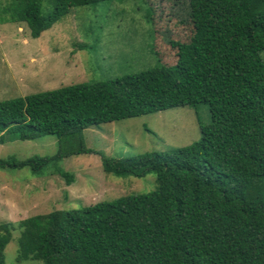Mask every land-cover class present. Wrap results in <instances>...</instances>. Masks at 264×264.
I'll use <instances>...</instances> for the list:
<instances>
[{"label": "trees", "instance_id": "1", "mask_svg": "<svg viewBox=\"0 0 264 264\" xmlns=\"http://www.w3.org/2000/svg\"><path fill=\"white\" fill-rule=\"evenodd\" d=\"M10 1L0 22L25 24L32 38L53 21L55 10L43 13L42 0ZM108 1L51 0L55 9ZM187 1L196 61L0 101V145L57 139L52 157L0 159V170L33 174L92 153L83 140L92 127L199 104L210 116L199 127L200 139L187 146L101 156L105 174L153 173L156 189L22 221L17 262L264 264V0ZM94 32L90 27L87 36ZM57 171L72 183V175ZM10 239L11 225L0 223V264Z\"/></svg>", "mask_w": 264, "mask_h": 264}, {"label": "rangeland", "instance_id": "2", "mask_svg": "<svg viewBox=\"0 0 264 264\" xmlns=\"http://www.w3.org/2000/svg\"><path fill=\"white\" fill-rule=\"evenodd\" d=\"M10 2L0 0V18L8 17L3 10ZM53 10V21L37 38L25 24L0 22V101L115 80L160 64L175 67L199 57L187 0H112L87 7L59 4L56 9L51 0H42L43 13ZM90 27L95 32L87 36ZM260 57L264 63V50ZM209 122L205 104L111 122L83 131L85 147L92 153L61 159L36 174L29 168L0 170V223L11 225L5 264H43L16 261L20 223L30 217L156 189L153 173L142 178L105 174L101 156L130 158L181 148L198 141L200 125ZM57 150L54 136L8 141L0 145V159L52 157ZM57 169L72 175L70 185Z\"/></svg>", "mask_w": 264, "mask_h": 264}]
</instances>
